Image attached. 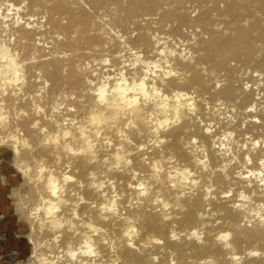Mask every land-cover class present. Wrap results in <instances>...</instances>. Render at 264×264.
<instances>
[{
    "label": "bare ground",
    "instance_id": "obj_1",
    "mask_svg": "<svg viewBox=\"0 0 264 264\" xmlns=\"http://www.w3.org/2000/svg\"><path fill=\"white\" fill-rule=\"evenodd\" d=\"M7 5H11L13 14L7 20L0 19V43L19 53L22 61H35L26 65L23 94L13 97L9 91V95L3 97L11 118L6 128L0 129V136L17 135L29 144L28 148H20L18 156L14 155L11 142L0 149L11 152L16 171L26 166L32 168L30 174L21 176L28 193L19 189L12 191L19 202L31 200L24 216L28 241L33 242L30 256L35 252L37 257L55 259L62 254L61 250L67 251L69 244L75 250L84 233L92 235L84 227L91 223L103 229L93 236L100 253L95 264H113L114 261L116 264H171L173 260L175 264H201L209 260L212 264H232L229 257L233 252L245 256L243 264H264V224L250 214L256 205L264 203V187L255 180L248 187L249 181L237 176L243 171L242 166L258 170L259 161L264 159V0H126L125 4L121 0H0L3 6L0 17L9 16ZM109 5L119 7L98 15ZM18 8L21 11L16 13ZM17 14L23 21L19 25L16 24ZM165 48L177 53L167 59L179 75L163 84L158 80L157 85L166 95L174 91L192 95L197 111L195 115L186 114L181 124L162 132L166 142L159 148L148 143L151 132L144 122L153 110L151 105L135 118L122 119L118 125L134 142L125 144L133 155L129 157L132 164L122 171H109L110 165L104 164L105 157L114 162L111 158L121 143L115 129H105L103 135L111 137L113 147L108 149L101 138L95 163L90 162L88 156L65 152L63 141L59 145L43 143L47 134L58 131L56 123H60L62 128L71 129L77 138L75 141L70 138L68 143L79 147L82 144L79 132L70 122L86 123L97 107L92 95L94 87L89 81L98 84L105 76H114L131 59L132 51L142 54L144 60L162 62L165 57L159 53ZM104 59H109L110 64H103ZM124 70L129 77L143 75L140 67ZM45 81L49 87L37 97ZM33 100L45 109L44 113L35 112ZM58 102L65 107L53 113L52 107ZM65 119L69 120L68 125H63ZM128 119H134L136 128L124 129ZM37 120L40 123L33 128ZM209 126L212 131L206 133ZM41 129H47V133ZM228 132L234 134L232 156H226L213 146L214 141L221 142L216 137ZM193 138L197 140L196 145L191 143ZM257 140L261 141L260 146L253 149ZM141 144L146 146L143 150L139 149ZM196 148H203L208 155L207 171L196 162L197 156L203 158L195 152ZM233 156L236 163L226 172L217 171ZM245 156L251 158V165H247ZM156 160L164 162L166 170L159 182L151 178V164ZM169 161L173 168L187 167L195 172L199 186L193 191L183 190L186 192L183 196L181 189L171 188L167 179ZM41 162L58 177L67 173L76 178L75 183L67 185L64 199L68 203L61 206L58 214L76 227L66 224L60 230L58 242L52 240L56 233L48 231L47 227L41 232L39 225L29 218V213L42 203L41 197L51 199L45 188L46 179L44 183L35 180ZM93 173L96 183L105 184L103 190L91 187L90 174ZM133 174H137L136 180L132 179ZM141 180L148 181L151 193L136 203V190L128 185ZM108 181L114 182L121 196L119 214L115 216L100 212V205L105 202L103 192L111 197L112 185ZM207 187L214 188L212 197L215 198L205 199ZM229 190L233 195L225 198L222 194ZM240 191L251 197L248 210L233 207ZM157 195L171 205L167 212L162 205L153 203ZM81 196L85 202L76 209L79 216L76 219L72 212ZM130 201L134 202L131 207ZM130 226L138 231L134 247L128 246L124 236ZM193 230L204 234L203 242L189 239ZM172 232L180 238L171 239ZM222 232L232 234V249H225L217 240ZM155 240L162 243L157 244ZM249 250H259L262 255L248 258ZM153 257L159 259L154 261ZM78 259L92 264L90 258ZM30 262L34 264L33 260ZM60 264L76 262L65 255Z\"/></svg>",
    "mask_w": 264,
    "mask_h": 264
},
{
    "label": "clouds",
    "instance_id": "obj_2",
    "mask_svg": "<svg viewBox=\"0 0 264 264\" xmlns=\"http://www.w3.org/2000/svg\"><path fill=\"white\" fill-rule=\"evenodd\" d=\"M2 7L3 6H0V10H2ZM7 7L9 8V16L0 17V19L7 20L13 14L11 5H7ZM20 11L21 9L19 8L15 9L16 13H19ZM20 23H23V21L17 14L16 24L19 25ZM31 26L32 25H29V27ZM5 27H7V24H5ZM113 34H115V32ZM195 39L196 37L193 36V40ZM160 42L163 43V40ZM159 55L165 57L162 62L159 59L155 61L144 60L142 54H137L135 51H132L131 59H129L121 70L114 76H105L98 84L93 81H89V83L93 84L94 87L92 95L95 96V104L97 107L92 110L86 123H78L76 120H71L70 122L71 125L79 132V140L82 141V144L79 147H74L73 144L68 143L70 138L73 141L77 138L73 135L71 129L65 127L62 128L60 123H56L58 131L47 134L43 143L45 145H59L63 141L65 152L71 154L72 156H88L91 158L90 162L95 163L98 158L96 151L97 144L101 138H103V143L108 149L113 147L111 137L103 135L105 129L108 131L115 129L116 135L119 137L121 143L116 146L115 153L111 158L114 162H110L109 158L105 157L104 164L110 165L109 171H122L132 164V160L129 159V157L133 155V153L125 148V144L133 145L134 142L131 138H129L126 131L121 129L118 125L122 119H126L129 116L135 118L142 113L144 109L151 105L153 110L147 114V119L144 122L150 127L151 132V138L148 143L159 148L166 142L161 135L162 132H166L171 127L181 124L183 119L186 118V114L195 115L197 111L195 99L192 95L183 91H174L171 95H166L163 89L157 85L158 80L161 84H163L165 80L179 75L177 72L172 70V64L167 59L168 56L175 57L177 53L174 50L165 48L160 51ZM181 55L183 56V53H181ZM184 58L187 59V57ZM29 62L35 61H22L19 53L13 51L7 45L0 43V129L6 128L11 118L8 110L6 109L3 97L8 96L9 91H11V95L13 97L23 94V88L26 84V65ZM103 64H110V60L104 59ZM127 67H130L133 70L140 67L143 75L139 76L138 74H134L129 77L124 70V68ZM113 71H115V69H113ZM37 75H39V73ZM93 75H95V73H93ZM48 87L49 83L45 81L43 86L36 93V96L41 97L45 89ZM217 87H219V85H217ZM72 99H75V97L73 96ZM33 107L37 114L45 112V109L37 104L35 100H33ZM64 107V104L58 102L53 105L52 112L59 113ZM68 110L75 111V108H69ZM252 110L253 109H249V111ZM21 114L27 115V113ZM45 118L48 119L49 117ZM39 123L40 121L37 120L32 127H38ZM68 124L69 120L65 119L63 121V125ZM136 126L137 125L134 122V119H128L127 123L124 124V129L136 128ZM41 131L43 133H47V129H41ZM211 131V126L205 129L206 133H211ZM233 136L234 134L232 132H228L221 137H216V140L221 142L216 144L214 141L213 146L218 147L226 156H232L231 144L233 143ZM9 142H11L12 151L16 156L20 154L21 147H29L28 141L26 139H21L17 135L10 134L7 137L0 136V147L9 144ZM191 143L196 145L197 140L193 138ZM260 143L261 141L259 140L255 141L253 149L258 148ZM145 147V145L141 144L139 149L143 150ZM243 147L246 148L247 145H244ZM195 152L202 154L203 158L201 159L197 156L196 162L205 171H207L209 168L207 153L203 148H196ZM245 160L247 161V165H251L253 163L251 158L248 156H245ZM236 162L237 159L233 156L231 160L226 161L222 167L217 169V171L226 172L228 168ZM168 163L169 169L167 171V179L171 188L181 189L182 191L180 194L183 196L186 194L183 190L186 189L187 191H193L199 186L200 181L195 178V172L187 167L183 169L178 167L173 168L171 167V161ZM163 164L164 162L160 160H156L151 164V178L157 182L160 181L161 174L166 171ZM242 168L243 171L238 172L237 176L242 180L249 181L248 187L252 186V180L257 181L261 187H264V159L259 161L258 170H250L246 166H242ZM17 171L22 177H24L32 172V168L26 166L18 168ZM53 171L54 170L48 169L43 162H41L38 166L35 180L37 182L44 183L46 179L45 188L50 194L51 199L41 197L42 203L29 213V218L34 220V222L39 225V230L41 232H43L47 227L48 231L56 233L52 240L53 242H58L61 239L60 230L64 229L66 224L71 225V228L76 227L71 221H65L63 216H58L61 212V206L68 203V201L64 199L66 187L70 183H75L76 178L67 173L58 177L53 174ZM45 173H47L46 178ZM90 176L93 181L91 184L92 188H95L97 191H101L105 188V184L103 182H95L96 177L94 173L90 174ZM136 178L137 174H133L132 179L136 180ZM29 182H31V179ZM108 184L112 185L111 197L109 198L106 191L103 192L105 202L100 205V212L102 214L110 213L115 216L119 214L120 206L118 202L121 200V196L117 194L113 181H108ZM80 187L83 188L82 183L80 184ZM128 187L135 188L137 193V199L135 200L136 203L142 202L140 198L148 197L151 193V185L145 180H141L135 185L130 183ZM205 192V199H208L209 197H212L214 188L207 187L205 188ZM222 195L225 198H230L233 195V191L229 190ZM84 202L85 200L81 196L80 203L74 205L72 212V216L74 218L79 219L76 209H78L80 204ZM250 202L251 197L244 191H240L238 194V200L233 207L235 209L245 211L249 209ZM133 203V201H130L129 207H131ZM153 203L162 205L165 212H167V210L171 207V205L165 202L159 195L156 196ZM92 206L96 207L95 204ZM250 214L258 219L261 224H264V203L256 205L254 209L250 210ZM104 218L107 219V216ZM165 219H170V217L165 216ZM84 227L89 229L92 235L84 233L82 242L75 248V250H73L72 245L69 244L67 251L64 252L61 250L62 254L57 256L55 259H49L44 255L37 257L36 253L33 252L32 255L28 257V260L16 259L14 260V264H28L29 260H33L34 264H60V262L64 260L65 255L69 257L71 261L76 262V264H88L87 260H79L78 257L90 258L92 260V264H95V258H97L100 253L93 241V236L98 235L103 231V229L96 227L91 223L84 225ZM71 228L69 230H71ZM32 230L34 231L35 229ZM137 235L138 231L135 226H130L126 229L124 236L128 239L129 247L135 246L134 240ZM231 236L232 234L230 232H222L217 236V240L223 244L225 249H232V244L230 243ZM179 238L180 237L176 232L171 233V239L178 240ZM192 238H195L198 242H203L204 234L202 232H198L197 230H193L189 236V239ZM154 242L157 244L162 243L160 240H155ZM29 243L33 242L29 241ZM104 243L107 244L108 241L105 240ZM43 246L44 245H41V247ZM261 255L262 253L259 250H249L246 253L248 258L260 257ZM158 259V257H153L154 261H157ZM229 259L232 261V264H243L245 256H241L233 252ZM113 264H116V262L114 261ZM171 264H175V261L173 260ZM201 264H212V262L210 260L201 261Z\"/></svg>",
    "mask_w": 264,
    "mask_h": 264
},
{
    "label": "rangeland",
    "instance_id": "obj_3",
    "mask_svg": "<svg viewBox=\"0 0 264 264\" xmlns=\"http://www.w3.org/2000/svg\"><path fill=\"white\" fill-rule=\"evenodd\" d=\"M121 2L125 4L126 0ZM118 7L106 6L98 15L101 16L109 9ZM12 158L8 149H0V264H14L16 259L28 260L32 248L28 241V224L24 218L31 200L19 202L12 196L14 189L28 193L21 175L13 167ZM28 264H31L30 260Z\"/></svg>",
    "mask_w": 264,
    "mask_h": 264
}]
</instances>
